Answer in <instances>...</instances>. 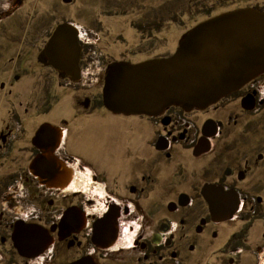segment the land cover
I'll list each match as a JSON object with an SVG mask.
<instances>
[{"label":"flooded vegetation","instance_id":"obj_1","mask_svg":"<svg viewBox=\"0 0 264 264\" xmlns=\"http://www.w3.org/2000/svg\"><path fill=\"white\" fill-rule=\"evenodd\" d=\"M17 31L10 40L16 54L0 57V67L13 63L23 72L0 79V166L10 167L0 180V262L187 264L212 245L228 264L241 257L264 264V138L248 137L252 124L239 121L264 107V73L204 109L172 105L156 115L112 112L103 107L102 88L72 95V118L86 121L71 128L58 118L59 89L103 87L111 63L91 85L92 67L84 72L80 58L90 36L79 27V80L71 82L46 64L42 33L29 49ZM2 46L4 55L9 47ZM40 66L56 71L41 88L24 75ZM224 100L228 111L219 107ZM94 114L99 123L87 119ZM76 172L96 183L98 198L67 192ZM16 227L22 236L38 232L19 251L11 237Z\"/></svg>","mask_w":264,"mask_h":264},{"label":"water","instance_id":"obj_2","mask_svg":"<svg viewBox=\"0 0 264 264\" xmlns=\"http://www.w3.org/2000/svg\"><path fill=\"white\" fill-rule=\"evenodd\" d=\"M77 32L74 23L57 24L42 55L47 65L71 82L79 80ZM174 50L167 57L109 64L101 94L103 107L115 113L156 115L172 105L191 110L215 104L264 73V13L245 7L217 14L188 30ZM37 234L31 230L22 236L16 227L11 236L16 250L33 243ZM68 264L93 263L82 258Z\"/></svg>","mask_w":264,"mask_h":264},{"label":"rangeland","instance_id":"obj_3","mask_svg":"<svg viewBox=\"0 0 264 264\" xmlns=\"http://www.w3.org/2000/svg\"><path fill=\"white\" fill-rule=\"evenodd\" d=\"M245 7L262 9L264 0H72L70 3H63L61 0H0V11L10 8L9 18L0 20V47H3L2 45L9 47L5 51L6 54L0 53V57L5 61L16 54L17 49L10 40L19 29L23 32L22 36L30 49L29 42L36 32L38 35L42 33L41 44L44 47L50 32L57 24L74 23L90 36V40L87 41L91 43L83 46L80 58L84 72L87 73L85 68L92 67V70L90 69L94 74L90 81L92 85L95 83L97 72L106 64L120 60L137 63L144 59L167 57L173 54L179 40L194 25L217 14ZM0 69L4 70L3 74H0L3 76L0 79L14 73H23L18 67H13V63L6 64ZM24 75L28 81L41 88L56 76V71L40 66L30 69ZM37 75L39 78L35 79ZM57 81L66 82L60 78ZM101 88L102 85L85 93L74 90L72 94L69 90L61 91L60 88L58 118L68 120V126L71 128L77 122H85V116L78 115L76 119L72 118L74 112L69 103L70 97L77 95L82 99L84 95L100 93ZM219 107L228 111L231 105L224 100ZM99 116L94 114V118L87 119L99 123ZM240 118L239 121L252 124L248 137L264 138V107L256 113L243 114ZM93 164L96 168L99 167L98 162ZM7 170H10V167L0 166V180ZM94 210L99 211L98 205ZM128 242L125 237V243ZM213 248L212 245L205 247L199 254L189 257L187 264H228L226 258L228 255H215L212 252ZM239 259L238 264L245 263L244 257ZM0 264L22 263L10 256L9 260H2Z\"/></svg>","mask_w":264,"mask_h":264},{"label":"bare ground","instance_id":"obj_4","mask_svg":"<svg viewBox=\"0 0 264 264\" xmlns=\"http://www.w3.org/2000/svg\"><path fill=\"white\" fill-rule=\"evenodd\" d=\"M72 182L69 184V186L67 187V192H71V191H78L79 192H83L86 194H90L96 198L99 197L100 195V189L99 187L96 185V183L91 182V180L87 177V174L83 173V172H79L74 176V178H72ZM126 239L128 241H130L131 239V235H126Z\"/></svg>","mask_w":264,"mask_h":264},{"label":"built area","instance_id":"obj_5","mask_svg":"<svg viewBox=\"0 0 264 264\" xmlns=\"http://www.w3.org/2000/svg\"><path fill=\"white\" fill-rule=\"evenodd\" d=\"M78 28V30H79V27H77ZM81 36V35H80Z\"/></svg>","mask_w":264,"mask_h":264}]
</instances>
